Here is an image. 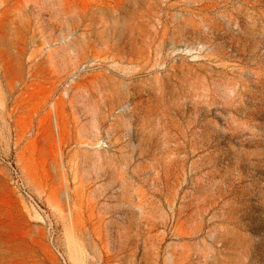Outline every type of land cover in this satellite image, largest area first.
Instances as JSON below:
<instances>
[{"label":"rangeland","instance_id":"obj_1","mask_svg":"<svg viewBox=\"0 0 264 264\" xmlns=\"http://www.w3.org/2000/svg\"><path fill=\"white\" fill-rule=\"evenodd\" d=\"M0 264H264V0H0Z\"/></svg>","mask_w":264,"mask_h":264}]
</instances>
